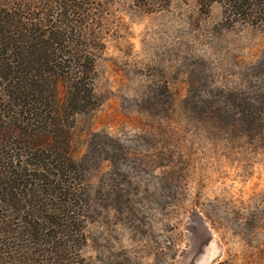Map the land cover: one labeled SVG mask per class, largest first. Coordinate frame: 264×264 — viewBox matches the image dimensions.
Listing matches in <instances>:
<instances>
[{
    "label": "rangeland",
    "instance_id": "1",
    "mask_svg": "<svg viewBox=\"0 0 264 264\" xmlns=\"http://www.w3.org/2000/svg\"><path fill=\"white\" fill-rule=\"evenodd\" d=\"M58 1L0 0V67L31 83L0 77V179L21 212L81 199L26 264H264V0H90L62 38Z\"/></svg>",
    "mask_w": 264,
    "mask_h": 264
},
{
    "label": "trees",
    "instance_id": "2",
    "mask_svg": "<svg viewBox=\"0 0 264 264\" xmlns=\"http://www.w3.org/2000/svg\"><path fill=\"white\" fill-rule=\"evenodd\" d=\"M89 1L59 0L53 11L46 13L48 15L47 20L55 24L53 28L50 25L48 26L51 28L50 31H52L50 35L62 38L65 36L63 34L68 32V30L70 32L78 30L81 27V23L76 21L72 11L77 13L81 11L83 13L84 7L89 4ZM81 12L80 14L83 15ZM49 18L52 19L49 20ZM15 28L18 31L25 30V28L19 27V25L15 26ZM45 31L43 27V32ZM55 40L57 39L55 38ZM38 64L39 67L37 66L35 70L39 73L40 66L43 64ZM4 67H0V77L5 86L6 96L23 100L26 96L27 85H31L28 81L29 79H18V77H14V71L11 70V67ZM50 71L53 70L50 69ZM74 73V76L68 77L69 80H67L70 84L69 88L73 89L70 93V100L78 98L77 95H80L82 90L80 86L82 83V76L80 74L82 72L77 69ZM14 79L17 81H14ZM30 81L33 82V85H36L34 80ZM52 154L54 156L50 155L49 159L54 158L58 162L59 157H56L54 153ZM10 159L8 162L10 165H13ZM16 162L15 165L20 167V161L17 159ZM43 162L45 163L46 159ZM26 185L21 179H0V264H26L29 259L27 260L25 253L21 251L23 247L28 249L33 248L35 249L33 254L37 256L41 255L43 248L51 247L54 241L51 240L49 242L46 238L40 239V237L44 235L48 236L52 230L57 235L60 233L67 236L65 230L70 228L71 219L73 220L75 211H77L76 208L81 202V199L75 198L70 191L61 189L60 183H58L57 185H51L52 188L50 190L55 194L54 199H52L53 197L47 199L32 198L31 203L37 206L35 210L21 212L20 208H15L19 204V200L15 197L18 193L15 190H19L20 195L24 198L23 187ZM13 232L17 233L15 238L19 240L23 238L28 245H18L15 243L12 240ZM27 236L30 237V244L26 240ZM56 243L60 246L57 239L54 242L55 246ZM63 261L64 258L61 257L60 262Z\"/></svg>",
    "mask_w": 264,
    "mask_h": 264
}]
</instances>
